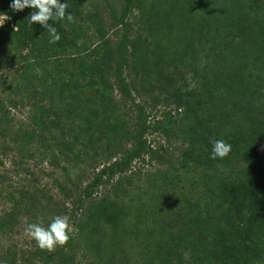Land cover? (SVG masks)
Segmentation results:
<instances>
[{"label": "trees", "instance_id": "1", "mask_svg": "<svg viewBox=\"0 0 264 264\" xmlns=\"http://www.w3.org/2000/svg\"><path fill=\"white\" fill-rule=\"evenodd\" d=\"M125 1L122 23L128 27L126 19L137 10L150 40L143 46L138 39L129 52L124 44L117 51L108 48L109 42L102 38L109 54L95 58L101 51L98 46L88 49L86 27H98L102 19L88 12L84 0H67V11L74 19L54 24L61 35L56 43H49V34L39 23L29 24L33 9L15 11L12 0H0V16L8 17L0 28V65L15 67L20 58L25 71L21 79L2 82L0 87L12 92L13 111L19 109L18 103L28 108V117L18 123L0 97V151L18 159L14 163L27 184L0 186L5 203L0 210V264H83L84 260L87 264H215L202 254L206 246L219 254L218 258L213 252L218 264H264V222H258L264 217V158L260 154L264 146V0H213L214 6L204 0ZM203 6L207 16L199 23L191 21L190 11ZM255 10L259 13L248 14ZM184 27L192 29L190 44L181 42ZM80 40L85 44L80 46ZM195 40L203 45L199 64ZM256 41L263 42L257 61L251 56ZM159 42L161 50L152 49ZM25 49H31L30 56L24 55ZM189 53L193 55L191 72H178ZM228 55L255 71L248 79L241 75L237 88L230 82L231 72H214V78L210 77L211 69ZM129 57L144 72L145 83L157 79L173 86V78L186 74L194 80V89L160 86L162 92L173 91L176 105L185 113L180 123H161L158 130L172 142H180L186 148L183 155L161 148L163 157L145 139L147 124L138 115V101L145 90L136 82L128 83ZM214 57L218 58L215 65ZM92 59L93 71L101 74L97 78L95 72L87 76L79 72L76 77L58 72L64 63L85 66ZM88 77L94 84L95 79L101 80L99 86L115 84L119 95H107L102 88L85 92L82 84ZM100 96L105 97L102 106L96 102ZM214 140L232 145L228 157L211 159ZM38 159L50 161L67 178L76 174L87 183L94 170L95 182L90 186L74 183L73 195L66 193L72 190L58 182L57 174L44 173L53 186L40 184L29 164ZM146 161H153L154 167L144 170L135 188L130 184L121 191L118 181L114 198L93 192L108 184L103 176L115 177L117 171L126 175L132 164ZM54 186L64 198L59 199ZM92 202L97 204L90 208ZM70 206L82 215L67 243L52 251L37 247L25 258L11 240L25 224L42 219L47 227ZM199 224L209 226L210 237L197 235ZM194 241L195 248H202L187 258L186 247ZM74 245L83 246L80 260Z\"/></svg>", "mask_w": 264, "mask_h": 264}, {"label": "rangeland", "instance_id": "2", "mask_svg": "<svg viewBox=\"0 0 264 264\" xmlns=\"http://www.w3.org/2000/svg\"><path fill=\"white\" fill-rule=\"evenodd\" d=\"M207 1L204 0L203 3L205 4H210L214 6V2L213 0L211 1V3H206ZM86 9L88 10L89 13L91 14H99L101 19H102V23L100 26L96 27V26H92V25H88L86 27V37L88 40H90V44L88 46V49H90L91 51L94 50L97 46L98 49L101 51L100 55H95V58L97 57H103L105 53L109 54L108 51L105 52L106 46L103 45L101 39L104 38L106 41L109 42V46L111 49L113 48L114 50L117 51V49L119 48V45L124 44L128 49L129 52L132 51L133 48V43H135L138 39H141V43L144 45H146V41L150 40L148 37H150V35H148L149 33L145 31V28L139 24V19H138V11H134L132 13V15L128 16V19H126L129 22V26H125V24L122 23V18L125 12V7H126V1L125 0H84ZM204 9H206V6H203V8H197L195 10H191L190 14L188 15L190 20L191 18L199 23L203 16L206 15L207 13L204 11ZM258 12H253V11H249V13H253V15H256L259 13V10H255ZM261 14V13H260ZM207 16V15H206ZM8 19L7 16L3 15L0 16V28H2L5 24V21ZM250 19V15L247 16V20ZM192 21V20H191ZM89 23V22H88ZM262 25H264V20H261ZM186 28H188V23L185 25ZM194 27V25H192V28ZM185 27L181 30L180 32V37L183 39L181 42L182 44H186L189 43L190 44V39L192 38V29H186ZM191 28V27H190ZM151 38V37H150ZM198 38V37H195ZM194 39V38H193ZM87 41V40H86ZM152 41V39H151ZM85 42L84 41H79V45L82 46L84 45ZM255 44V43H254ZM158 45V46H157ZM86 46V47H87ZM165 46H167V43H165ZM193 46L196 47L197 49V60L196 63L199 64V59H201V57H204V54L201 53V48L203 45H200V43L198 42V40H195V42H193ZM263 42L262 41H256V46H252V51L253 53H251V56L253 58V60L256 58V61L259 59L257 57L258 54H261L263 52ZM107 48V50H108ZM162 48V44L156 43L155 47H152V49H156V51H160ZM23 52V51H22ZM158 53V52H157ZM24 55L30 56L31 55V49H25L24 50ZM94 56V54H92ZM218 56L221 55V52L217 54ZM192 57L193 55L191 53H189L188 57L185 58L184 63H180L182 66L180 67V71L178 72H191V67L190 64H193L192 61ZM32 60L33 57L31 56ZM30 58V59H31ZM94 59L90 60V64L89 65H79V63L77 64H70V63H64L62 65V67H60V69L58 70V72H65V74H67L68 76L71 77H76L77 74L79 72H83L84 76H87L90 72H95V76L97 78V76H101V74L97 73L96 71H93V67L91 65L92 61ZM218 58L214 57V65H215V61H217ZM21 59L17 58L15 61V67L10 68V65L8 64H1L0 65V83L2 82H7V84L13 83L19 79H21L20 75H22L25 71L23 69H21ZM221 63V64H220ZM17 66H19V69L16 68ZM130 66V69L128 68ZM35 72H39V71H35ZM125 72L127 73V75L129 76V84L136 82L138 83L139 87L138 88H143L145 91L142 94V98L138 101V103L140 104L141 107V113L138 114L140 115L142 122L146 121L147 124V131H145V139L148 140L149 144H151L152 148H154L155 150H158L159 155L163 156L164 155L161 153L162 149L164 148L165 150L170 149L171 152L176 153V155H183L186 148L180 144V142H172L171 140L167 139L165 137V135L163 134V131H159L158 128L160 127L161 123H168V122H175V123H180L181 119L183 118V109H179V107L176 105V97L174 95V93H172L173 91H171V89H169L168 91H163L165 93H163L160 90V86L163 89V87L165 88H169V86H172L171 83L166 82V81H158L156 80H151L149 83H145L143 81V74L144 72H142L140 70V67L137 65L136 62L133 61L132 57H129L128 59V66L127 69L125 70ZM210 72H213L210 77L213 79L214 78V72H224L227 74V72H231V74L233 75L230 79V82L233 84V86L235 88H237L240 84H242L241 80L243 79L242 76L245 77V79H248L250 72H255L254 68L252 65H249L246 67L245 66H241L240 63L236 62L235 58H230L229 55L228 56H224L221 58V60H219V62L217 63L216 67L212 68ZM262 72V71H261ZM90 73V74H91ZM143 73V74H142ZM242 75V76H241ZM220 79V78H219ZM218 79V81H219ZM173 81L175 82L173 84L172 87L176 86L175 90H187L190 87L192 89L195 88V82L194 80H192V78L190 76L186 75H181L178 78H173ZM96 84H94L93 78L91 79V77H88L86 80H84V83L82 84L83 87L85 88V92H95L98 89H103L104 91H106L107 95H111L113 94H117L119 95V88L117 86H115V84H107V85H103V86H99L101 84V80L99 79H95ZM152 84V85H149ZM225 87H229L228 84H225ZM89 88V89H88ZM142 90V89H141ZM171 91V92H170ZM171 95H167V93H169ZM0 97H2V99L4 100V104L5 106L9 109L12 110L15 107H13L14 104L13 100L14 97H12V92L8 89L5 88H1L0 87ZM87 97L82 98L83 100H86ZM101 100L99 98H96V102L99 103L98 106H102L101 102L103 99H105V97L100 96ZM137 99V98H136ZM90 100V99H89ZM16 102V101H14ZM18 103V102H17ZM19 105L17 109V111H13V114L16 116V119L19 122H22V120H25L28 117V108H24L23 106L26 105V103L21 106V104H17ZM140 122L137 121V124L139 125ZM260 154L262 155V157L264 158V146H262L260 148ZM14 161H18L14 159V155L12 153H8V155L3 154L0 151V186H2V184H4L6 187H10V186H14V187H18L20 188L22 185H27L26 184V176H23L22 172H21V168L18 167ZM151 163L153 161H150ZM146 161V163L144 162H136L134 164H132L131 166V172H128L126 175L119 173L118 171L116 172L117 175H115V177L110 176L109 174L103 176V180L106 181L108 184L107 185H100L99 187H97L96 189H94V193L95 195L98 194V192H105L104 194L108 193L111 195L112 198H114V188L118 187V181L121 182L122 186H120L119 188L121 189V191H123L124 189L129 188V185L131 184V187L135 188V184L139 183V177L142 176L144 170L145 171H150V169L154 166L151 165V163ZM30 164L31 170L32 172L36 175L37 179L39 180L40 184H44L47 186H53L54 185V181L49 178V174H57V178H59V183L65 188V189H71L72 191H66V193H68V195H73L75 194L73 192V186L74 183L82 185L85 184V186L87 185H92L95 182V177L96 175L94 174V170H92L91 172V179L90 181L87 183V179H78V175L76 174H71L70 178H67L66 175L63 173H61V171H59L56 167L57 166H52L50 164H52L50 161L46 160V161H42V160H35ZM155 165V163H154ZM96 166V165H95ZM97 167V166H96ZM101 171V168L98 169L97 174ZM47 174L45 176V174ZM136 175V176H135ZM134 176V177H133ZM88 178V176H86ZM125 177H130L131 181L130 182H125L124 178ZM194 179H196V177H193ZM80 180V181H79ZM83 180H85L84 182H82ZM191 177L189 178V182H191ZM56 188V186H54ZM3 190L0 187V191ZM60 190H64L61 189ZM54 192L56 195L59 196V199L64 198V193L62 192L60 194L59 189H54ZM241 194H246V190H241L240 191ZM90 203V202H89ZM100 203V202H99ZM97 204V202H92V204L90 205V208H93L95 205ZM5 207V203L3 201V199H1L0 197V210H2ZM93 210V209H92ZM80 210L76 207H71L68 208V210L65 212V215L68 218V223L70 226V231L68 232L69 237H72L71 235L74 234V232L77 230V226L78 223L80 221V218L82 215L81 212H79ZM89 213V212H88ZM95 214V213H94ZM94 216V215H93ZM207 219V218H206ZM260 220L258 221L259 223L263 224L264 222V217L259 218ZM218 224V223H217ZM216 224V226H217ZM27 224L24 225L25 229H21V233H18V236L14 239H12L11 241L14 242V245L18 247V249L20 250L19 252L22 253L25 258L28 257V253H30L31 251H33L35 248L38 247V245H36V241L34 239H32L31 237H29V235L26 232V228H27ZM197 231V235L201 236V237H210V233H211V229H209V226H200L199 224V228H196ZM224 230V228H223ZM196 235V237H197ZM218 236H221L220 233H218ZM73 239V238H72ZM192 241V239H191ZM193 244V245H192ZM80 245V243H79ZM196 246L195 241L192 243H189L188 246L186 247L187 251L185 253L186 257L188 255L193 256L196 255V250H199L200 248H202V246H198V247H194ZM207 248H204L202 251V254L205 256H208L207 258L210 261H214L215 264H218L219 262V257H218V253H216V251H212L211 247L206 246ZM73 250H74V254L77 255V258L80 260L82 259L81 254H82V250H83V246L79 247L77 245L73 246ZM213 252H215V255L218 257H213ZM188 258V257H187ZM83 264H87V261L84 260ZM175 264H178V262H176Z\"/></svg>", "mask_w": 264, "mask_h": 264}, {"label": "clouds", "instance_id": "3", "mask_svg": "<svg viewBox=\"0 0 264 264\" xmlns=\"http://www.w3.org/2000/svg\"><path fill=\"white\" fill-rule=\"evenodd\" d=\"M11 8L15 11H23L26 8L33 9L28 20L29 24L39 23L49 34V43H56L61 39L54 24L58 21H72L74 16L68 12L67 0H12ZM52 21L53 24H50ZM232 151V145L224 140H214L212 142L211 159L223 160ZM70 226L66 216H56L51 222L44 226L43 220L31 223L27 226L26 232L34 239L38 247L42 250L52 251L57 245L63 246L69 240L68 232Z\"/></svg>", "mask_w": 264, "mask_h": 264}]
</instances>
